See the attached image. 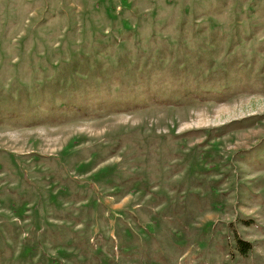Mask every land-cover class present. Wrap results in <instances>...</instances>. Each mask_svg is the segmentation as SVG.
<instances>
[{"label": "rangeland", "instance_id": "obj_1", "mask_svg": "<svg viewBox=\"0 0 264 264\" xmlns=\"http://www.w3.org/2000/svg\"><path fill=\"white\" fill-rule=\"evenodd\" d=\"M0 264H264V0H0Z\"/></svg>", "mask_w": 264, "mask_h": 264}]
</instances>
